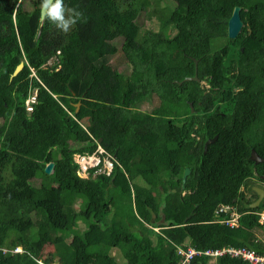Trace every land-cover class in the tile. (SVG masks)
<instances>
[{"label": "trees", "instance_id": "16d2710c", "mask_svg": "<svg viewBox=\"0 0 264 264\" xmlns=\"http://www.w3.org/2000/svg\"><path fill=\"white\" fill-rule=\"evenodd\" d=\"M66 3L82 18L62 34L40 21V0H0V264H120L113 250L124 264H180L178 248L200 253L185 264H249L204 254L228 246L264 255L253 214L264 198L250 208L249 187L264 182L251 159L264 160V0ZM97 142L112 174L80 179L72 154ZM227 205L241 214L235 229L222 224Z\"/></svg>", "mask_w": 264, "mask_h": 264}, {"label": "built area", "instance_id": "2783aa9c", "mask_svg": "<svg viewBox=\"0 0 264 264\" xmlns=\"http://www.w3.org/2000/svg\"><path fill=\"white\" fill-rule=\"evenodd\" d=\"M34 96L31 97L30 101L34 102ZM27 101V108L31 107L28 105L31 103ZM31 110V109H30ZM102 155V156H101ZM74 164L79 170L81 176H86L90 169H95L94 174H103L105 176H110L113 171L114 164L111 161V157L100 147L97 146V149L90 155H79L74 159ZM226 214V218L223 220L222 224L230 228H236L238 226L237 220L239 215L235 213L234 209L229 206H223L219 210ZM257 222L260 224V227L264 230V204L262 208L256 213ZM157 231V229H155ZM14 253L20 252V249L16 248L13 250ZM224 253L228 254L231 257H239L244 261H247L249 264H264V255L254 253L252 250L246 248H234L227 247L223 249H207L204 254L210 256L213 261L217 257L222 256ZM178 254L180 255L182 262L180 264L189 263V261L200 254L187 248L186 250L178 248Z\"/></svg>", "mask_w": 264, "mask_h": 264}, {"label": "clouds", "instance_id": "9594fccd", "mask_svg": "<svg viewBox=\"0 0 264 264\" xmlns=\"http://www.w3.org/2000/svg\"><path fill=\"white\" fill-rule=\"evenodd\" d=\"M39 7H40L41 19L43 21H46V22L50 23L51 25H53L62 34L70 33L76 27L77 23L82 18V12L79 11L75 7H69L68 4L66 3V0H40ZM98 143L99 142H97V146L101 147V145ZM97 146H96L95 150L97 149ZM90 154H92V153H90ZM90 154H80V155H90ZM74 159L75 158L72 157V164L75 166V174L78 178H80V179H87L89 177L95 178V176L99 175V174H94L95 169H90L88 171V173L86 174V175H88V177H86V178L81 177L79 172H78L79 170L77 169L76 165L74 164ZM128 177H129V174L127 175V178ZM262 201H263V199H262ZM260 203H259V205H260ZM229 207L234 209L235 213L239 215L238 220H237V224H238L237 227H239V219H240L241 214L237 211L235 206L229 205ZM258 211L254 212L253 214L256 215V213ZM228 247H231V246H228ZM234 248H241V247H234ZM14 249H16V248H14ZM56 264H58V263H56Z\"/></svg>", "mask_w": 264, "mask_h": 264}, {"label": "water", "instance_id": "95a60500", "mask_svg": "<svg viewBox=\"0 0 264 264\" xmlns=\"http://www.w3.org/2000/svg\"><path fill=\"white\" fill-rule=\"evenodd\" d=\"M240 7L236 6L233 8L232 14L227 22V35L229 38L234 39L237 34L240 32L241 28H242V21L240 19ZM40 21H43L41 19V13H40ZM196 66V65H195ZM23 69V62H20L18 64V66L16 67V69L14 70L13 74L11 75L10 79H12L13 77H15L21 70ZM184 80H196L197 81V73L195 71V74L193 77L191 78H185ZM191 106V104H190ZM79 108V103L75 105V112H77ZM217 139V136H214L211 139H207L204 143V153L207 150L208 145L214 143V141ZM251 159L257 163L259 162H264L263 159L259 158L256 153L254 151L251 152ZM54 169V164L53 163H48L45 168H44V172L47 175H50L53 172ZM189 174V169H185L183 176H182V188L185 185V180L187 175ZM253 190L256 192L257 194V199L254 201V203H252L250 205V208H256L259 203L262 201V199L264 198V190L261 188H253Z\"/></svg>", "mask_w": 264, "mask_h": 264}, {"label": "rangeland", "instance_id": "374dc122", "mask_svg": "<svg viewBox=\"0 0 264 264\" xmlns=\"http://www.w3.org/2000/svg\"><path fill=\"white\" fill-rule=\"evenodd\" d=\"M146 25H149L148 23H147V21H145L144 23H142V27L143 26H146ZM122 39L121 38H118L116 41H115V44H116V46L118 47V49L120 50V47H121V45H122ZM119 57H122L121 56V54L119 53ZM121 62H123L120 58H115V59H111V65L114 67V68H117V71L118 72H120V73H122V74H126V75H128L129 74V69H126V67L123 65V63H121ZM19 74V73H18ZM18 74L15 76V77H13V78H15V80H13V78L11 79V80H13V86H14V84L19 80H21L23 77L22 76H18ZM152 84L156 89H157V91L163 96V97H166L165 95H164V93L162 94L159 90H160V87L158 86V85H156V84H153V83H150V82H148V81H146L145 80V84ZM34 96V98H36V93L35 94H31V96H29V98H28V100L27 101H30V99H31V97H33ZM156 99V98H155ZM166 99H168V98H166ZM34 101H35V99H34ZM153 101H154V99H153ZM153 101L150 103V102H145V103H143L141 106H140V110H142V111H144V112H147V113H149L150 111H151V109L152 108H154L153 107ZM31 102V101H30ZM156 102V101H155ZM158 102V101H157ZM31 103H33V102H31ZM156 104V103H155ZM155 106V105H154ZM191 112H192V108H191ZM80 154L79 153H73L72 154V157H74V158H76V157H78ZM81 176V175H80ZM131 175L129 174V177H130ZM81 177H83V178H86V177H88V175H86L85 177L84 176H81ZM254 182V183H253ZM252 183H250L249 184V187L250 186H252V185H254V186H256L255 188H261V189H264V184L263 183H261V182H258V181H253ZM136 183H138V184H142L139 180H136ZM247 193V196L248 197H250L251 196V194L249 193V191H247L246 192ZM51 254H52V248L51 247H47V248H45V250H44V255L45 256H49V258H51ZM111 254H112V256L120 263V264H124V260H123V258L121 257V255H120V253L117 251V250H113L112 252H111ZM157 256H161V253L160 254H158ZM54 259L55 258H53V261H54ZM54 264H56V262L54 263Z\"/></svg>", "mask_w": 264, "mask_h": 264}, {"label": "flooded vegetation", "instance_id": "af4514ba", "mask_svg": "<svg viewBox=\"0 0 264 264\" xmlns=\"http://www.w3.org/2000/svg\"><path fill=\"white\" fill-rule=\"evenodd\" d=\"M263 184H264V182H263ZM254 191V190H253ZM255 192V191H254ZM256 193V192H255Z\"/></svg>", "mask_w": 264, "mask_h": 264}]
</instances>
